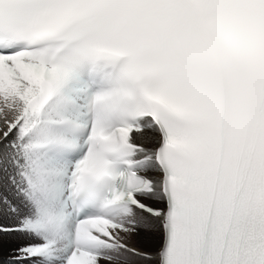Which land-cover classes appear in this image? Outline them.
<instances>
[{
    "label": "snow or ice",
    "instance_id": "obj_1",
    "mask_svg": "<svg viewBox=\"0 0 264 264\" xmlns=\"http://www.w3.org/2000/svg\"><path fill=\"white\" fill-rule=\"evenodd\" d=\"M0 264H264V0H0Z\"/></svg>",
    "mask_w": 264,
    "mask_h": 264
},
{
    "label": "bare ground",
    "instance_id": "obj_2",
    "mask_svg": "<svg viewBox=\"0 0 264 264\" xmlns=\"http://www.w3.org/2000/svg\"><path fill=\"white\" fill-rule=\"evenodd\" d=\"M139 139H140V138H139ZM149 239H150V238L145 237V238H144V242H145V241H146V242H149Z\"/></svg>",
    "mask_w": 264,
    "mask_h": 264
},
{
    "label": "rangeland",
    "instance_id": "obj_3",
    "mask_svg": "<svg viewBox=\"0 0 264 264\" xmlns=\"http://www.w3.org/2000/svg\"><path fill=\"white\" fill-rule=\"evenodd\" d=\"M145 243H147V242L145 241Z\"/></svg>",
    "mask_w": 264,
    "mask_h": 264
}]
</instances>
